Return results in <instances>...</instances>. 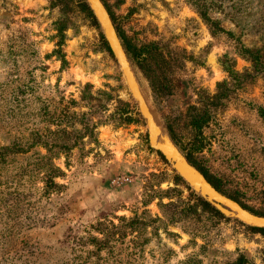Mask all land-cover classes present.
Instances as JSON below:
<instances>
[{
    "label": "rangeland",
    "instance_id": "obj_1",
    "mask_svg": "<svg viewBox=\"0 0 264 264\" xmlns=\"http://www.w3.org/2000/svg\"><path fill=\"white\" fill-rule=\"evenodd\" d=\"M100 1L140 53L130 65L157 124L264 214V0ZM102 38L71 0H0V264H264V233L176 185ZM62 99L104 124L53 161L63 187L45 194L35 149L12 145L45 134Z\"/></svg>",
    "mask_w": 264,
    "mask_h": 264
},
{
    "label": "trees",
    "instance_id": "obj_2",
    "mask_svg": "<svg viewBox=\"0 0 264 264\" xmlns=\"http://www.w3.org/2000/svg\"><path fill=\"white\" fill-rule=\"evenodd\" d=\"M71 2H75L76 5L81 9V11L84 12L87 15V17L91 20L92 24L98 27V23L95 17L93 16V13L89 9L86 0H71ZM102 3L110 15L117 36L121 42L122 48L130 64L132 66L139 65L140 53L137 50V48L134 47L131 40L126 35L123 24L118 20L119 18L111 12L106 2L102 1ZM101 40L103 41L104 39L102 38ZM104 43L106 44V42ZM93 97L98 100L100 99V96L97 95ZM62 100H63L62 101L63 109L60 111L58 115H54L53 113L52 114L48 113L46 115L42 113L43 122L46 121L49 124L43 127V129L47 131L45 134H43L40 128L39 129L35 128L28 133L30 139L29 137L25 138L26 140H32L30 144H28L25 147H23L21 144L18 145L17 143L12 145V148L15 149L14 150L15 154L28 153L31 151L32 148L35 149L33 151L34 159L32 161V165H33L32 167H33V171L36 172L35 175L40 174L42 176V180L45 186V190H44L45 194H48L47 189H52L53 187H57V188L63 187L62 185H59L55 182L56 178L63 177L64 174L58 167L54 165L53 161L55 159H58L60 154L63 153L64 151H70L73 147L77 146L78 145L76 142L77 140H84V138H88L90 140H96V133L98 127L104 124V121L102 120L95 121L94 117L91 118L90 116L89 119L86 118V114H84L83 112L81 113L70 112L71 110L70 103L67 100L66 101L64 99ZM15 102L20 103V102H24V100L17 98L15 99ZM215 102L221 104V99L219 98L218 100L217 97L215 99ZM71 103L73 104L74 102L71 101ZM21 109L22 108L18 105V110L20 111V113H21ZM99 109H101L105 113L107 112L106 108L102 104L99 105ZM127 113H130V110L127 111ZM15 114H18V112H16ZM50 125H54L56 129L54 131H51L49 129ZM165 127L167 129L171 141L179 149V151L184 156L186 161L191 166L196 168L216 191H218L223 196L231 199L232 201L237 202L244 210L250 212L251 214L259 217H264V214L253 212L247 206L241 203V201L237 197L233 196L232 194L224 190L222 176L218 174L216 175V173H214L202 160V156H200L201 153L203 152L201 147L199 148L194 144L181 143L174 137L171 128L167 124L165 125ZM45 140H49V141H45ZM38 149H43L45 151V154H42L41 151H39ZM157 154L166 163L163 156L159 152H157ZM65 164L66 166L69 165L67 162ZM174 180L176 182V185L181 184L184 185L188 191L191 190L181 180V178L178 175L175 174ZM190 194L196 200L202 203L205 207L209 208L215 215L219 216V218L226 219V217L222 213H220L212 204L202 199L200 196L194 194L192 191L190 192ZM152 197H154V195L150 196V198ZM162 198L163 197L157 198L159 199L157 205L161 210V212L165 214L169 208H172V205L171 203L163 204L161 202ZM228 220L230 219L228 218ZM135 221L137 222V220L134 219L130 223H135ZM234 221H238V220L234 219ZM239 223L241 226H244L249 230L264 233V228L251 227L247 225L245 226V224L240 221Z\"/></svg>",
    "mask_w": 264,
    "mask_h": 264
},
{
    "label": "water",
    "instance_id": "obj_3",
    "mask_svg": "<svg viewBox=\"0 0 264 264\" xmlns=\"http://www.w3.org/2000/svg\"><path fill=\"white\" fill-rule=\"evenodd\" d=\"M86 2L102 30L109 52L120 70L126 88L136 102L139 112L145 120L148 132V145L150 148L163 156L165 161L168 162L176 174L192 191L212 204L224 216L234 218L240 222H245L247 220L258 222V220H264V217L251 214L244 210L237 202L232 201L216 191L203 175L186 161L184 156L168 138L165 131L157 124L146 102L142 99L143 97L140 95V88L130 62L102 2L100 0H86ZM155 129L159 131V136L161 137V140H159L156 146H154V139L156 136ZM218 197L222 198V200H219ZM251 227L264 228L257 225H252Z\"/></svg>",
    "mask_w": 264,
    "mask_h": 264
},
{
    "label": "bare ground",
    "instance_id": "obj_4",
    "mask_svg": "<svg viewBox=\"0 0 264 264\" xmlns=\"http://www.w3.org/2000/svg\"><path fill=\"white\" fill-rule=\"evenodd\" d=\"M101 19H102V18H101ZM139 91H140V90H139ZM140 95H142L141 92H140ZM141 97H143V95H142ZM142 99H144V97H143ZM144 101H145V99H144ZM145 102H146V101H145ZM146 104H147V103H146ZM158 129H159V128H158ZM155 133H156V136H155V139H154V141H155V142H154V146H156V145L158 144L159 140H161V137L159 136V131L155 129ZM218 199H219V200H222V198H220V197H218ZM242 223H244V224H246V225H248V226L257 225V226H259V227H264V220H258V222H251V221L247 220V221L242 222Z\"/></svg>",
    "mask_w": 264,
    "mask_h": 264
}]
</instances>
